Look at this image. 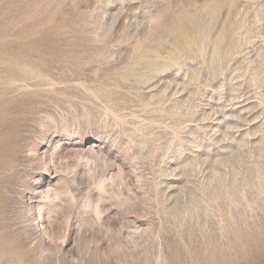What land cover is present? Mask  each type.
Wrapping results in <instances>:
<instances>
[{
  "label": "rangeland",
  "instance_id": "rangeland-1",
  "mask_svg": "<svg viewBox=\"0 0 264 264\" xmlns=\"http://www.w3.org/2000/svg\"><path fill=\"white\" fill-rule=\"evenodd\" d=\"M0 264H264V0H0Z\"/></svg>",
  "mask_w": 264,
  "mask_h": 264
},
{
  "label": "bare ground",
  "instance_id": "bare-ground-1",
  "mask_svg": "<svg viewBox=\"0 0 264 264\" xmlns=\"http://www.w3.org/2000/svg\"><path fill=\"white\" fill-rule=\"evenodd\" d=\"M23 61H24V60H23ZM154 62H155V61H154ZM154 62H153V63H154ZM156 62H157V61H156ZM159 62H160V61H158V64H160ZM154 64H157V63H154ZM154 64H153V65H154ZM1 66H2V65H1ZM156 67H158V66L155 65V69H156ZM152 69H153V67H152ZM159 69H160V65H159ZM22 75L24 76V73H23ZM137 75H138V74H137ZM24 77H25V79H26V76H24ZM24 81H25V80H24ZM15 82H16V81H15ZM10 84H11V83H10ZM28 84H29V83H28ZM18 90H19V89H18Z\"/></svg>",
  "mask_w": 264,
  "mask_h": 264
}]
</instances>
